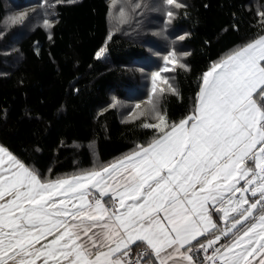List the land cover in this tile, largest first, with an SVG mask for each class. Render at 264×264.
<instances>
[{"label":"snow or ice","instance_id":"obj_1","mask_svg":"<svg viewBox=\"0 0 264 264\" xmlns=\"http://www.w3.org/2000/svg\"><path fill=\"white\" fill-rule=\"evenodd\" d=\"M163 60L152 91L159 81L174 93L161 73L187 65L174 50ZM152 111L158 122L142 127L161 135L70 177L41 179L0 147V264H264V35L203 73L194 110L178 123ZM132 246L143 247L141 259Z\"/></svg>","mask_w":264,"mask_h":264},{"label":"trees","instance_id":"obj_2","mask_svg":"<svg viewBox=\"0 0 264 264\" xmlns=\"http://www.w3.org/2000/svg\"><path fill=\"white\" fill-rule=\"evenodd\" d=\"M6 1L0 0L3 148L41 179L53 180L100 169L158 136L156 129L142 127L146 116L122 122L115 109L101 111L112 90L122 96L131 88L143 97L147 77L139 70L151 63L148 50L129 33L111 29V0L40 2L38 23L33 18L37 24L24 31L10 54L1 42H10L12 33L3 26ZM177 2L186 7L176 8L171 23L183 34L179 61L187 70L175 69L169 79L175 92L166 90L161 99L168 124L193 111L203 73L213 63L264 34V17L258 16L264 0ZM48 4L53 13H43ZM134 4L130 0L129 22ZM45 19L52 24L45 26ZM102 47L105 54L97 58Z\"/></svg>","mask_w":264,"mask_h":264},{"label":"rangeland","instance_id":"obj_3","mask_svg":"<svg viewBox=\"0 0 264 264\" xmlns=\"http://www.w3.org/2000/svg\"><path fill=\"white\" fill-rule=\"evenodd\" d=\"M44 1L45 0H7L5 2L6 16L3 22V26L5 31H12V33H10V42L6 40L1 41L2 43H4L3 46H5L4 50L6 54H10L9 49L15 46L20 37H22V35L24 34V31L29 29L30 25L35 22L33 18H35L38 23V17L40 16L38 12L39 3H43ZM129 3L130 0H116L115 5H113L111 0L109 3V20L112 27L111 29H113V31L117 30L122 33H129V37L131 38V40L133 39L136 43H140L143 48H146L148 50L147 55L151 59L149 68L145 71L142 69L139 70V73H146L147 77V79H145L146 84L144 85L145 95L141 97L140 95L136 94V91L134 89L131 88L126 89L125 95L122 96L118 95L115 90H112L109 93V100L107 102V105H105L101 109V111H105L108 108L115 109L118 114L117 117H119V120L122 122H128L131 120L133 121L136 119H141L143 117L145 118L146 116L142 124H154L158 121L156 120L152 111L153 104H155L156 110L160 112V103L162 99L159 93V88L164 87L167 91L171 90L167 89V85H162L159 81H157V91L153 92L151 76L153 72L158 71L164 66L163 57L170 51L174 50L177 53L178 60L180 56H184V50H182L181 48L182 40L180 39V37H183V34L177 32L178 28L171 23L172 18L166 16L167 11L171 10L174 12L176 8L174 6L166 5L164 0H134V7L135 5H140V7H135L136 11L131 17L130 22L128 21V19H126L131 12ZM121 8L124 9L123 16L120 15ZM54 9L55 8L53 6L48 4L45 8L42 9V11L44 13L45 10H47L53 13ZM20 14H23L22 18H20ZM115 16H117V18H114ZM12 18H15V20H13ZM23 21H25V24H23ZM49 22L50 24H52L53 21ZM37 23L35 22V24ZM147 24H149L150 27H146ZM24 26L25 28H23ZM125 38L130 39L128 37ZM101 49H104V47H102ZM104 54L105 49L103 54L99 58H102ZM168 67H172V65H168ZM174 71L168 73L162 72L161 76L169 81L170 78H174ZM137 86L139 87V85ZM137 105H139V107H137ZM148 111H152V115H149ZM189 114L190 113H188V115ZM152 118L154 119L150 121ZM156 131L159 136L161 133L157 129ZM0 147H2L1 144Z\"/></svg>","mask_w":264,"mask_h":264},{"label":"crops","instance_id":"obj_4","mask_svg":"<svg viewBox=\"0 0 264 264\" xmlns=\"http://www.w3.org/2000/svg\"><path fill=\"white\" fill-rule=\"evenodd\" d=\"M231 54V53H230ZM229 55V54H228ZM227 55V56H228ZM226 56V57H227ZM225 58V57H224ZM223 59V58H222ZM221 59V60H222ZM218 62H220V61H218ZM215 63H217V62H215ZM214 64V63H213ZM212 64V65H213ZM211 65V66H212ZM211 68V67H210ZM209 68V69H210ZM208 69V70H209ZM208 70H206V71H208ZM205 71V72H206ZM201 83H202V81H201ZM199 86H201V85H199ZM200 88V87H199ZM199 91V90H198ZM178 123V122H177ZM161 135V134H160ZM158 137V136H157ZM157 137H155V138H157ZM154 138V139H155ZM154 139H152L150 142H148V143H146L144 146H146V145H148L149 143H151ZM135 150H137V148H135V149H133V150H131V151H129L128 153H126L125 155H123L121 158H119V159H116V160H114V161H112V162H110V163H108V164H106V165H104L103 167H105V166H108V165H111V164H113V163H116V162H118L119 160H121L122 158H124V157H126V156H128L129 154H131L133 151H135ZM102 167V168H103ZM101 169V168H100ZM94 170H99V169H94ZM90 171H93V170H90ZM87 172H89V171H87ZM78 174H80V173H78ZM73 175H77V174H73ZM73 175H69V176H65L64 175V177H70V176H73ZM64 177H61V178H64ZM58 179V178H57ZM53 180H56V179H53ZM95 195H99L98 193H94ZM104 200H107L108 199V197H104L103 198ZM213 220H214V222H216L217 223V226H218V229H223L224 227H225V225H224V223H223V221L220 219V217L219 216H217V215H214L213 217ZM216 230H213V232H215ZM212 235V233H209V236H211ZM202 241L205 239L204 237H201L200 238ZM221 241H223V243L225 242V239H222ZM137 248H140V247H136V246H132V252L131 253H134L135 252V250L137 249ZM141 248H143L142 246H141ZM131 253H130V256H131Z\"/></svg>","mask_w":264,"mask_h":264},{"label":"built area","instance_id":"obj_5","mask_svg":"<svg viewBox=\"0 0 264 264\" xmlns=\"http://www.w3.org/2000/svg\"><path fill=\"white\" fill-rule=\"evenodd\" d=\"M221 243H223V242L221 241ZM216 246L219 247V245H216ZM209 251H211V250H209ZM142 252H143V248H141V247L140 248H137L134 253H131V257L133 259H141V253ZM203 257H204V254L201 251V252H199V253L196 254L195 259H197V260H203Z\"/></svg>","mask_w":264,"mask_h":264}]
</instances>
